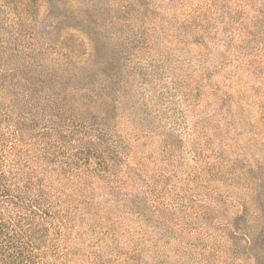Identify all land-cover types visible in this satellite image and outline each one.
Here are the masks:
<instances>
[{
    "label": "rangeland",
    "instance_id": "374dc122",
    "mask_svg": "<svg viewBox=\"0 0 264 264\" xmlns=\"http://www.w3.org/2000/svg\"><path fill=\"white\" fill-rule=\"evenodd\" d=\"M0 264H264V0H0Z\"/></svg>",
    "mask_w": 264,
    "mask_h": 264
}]
</instances>
